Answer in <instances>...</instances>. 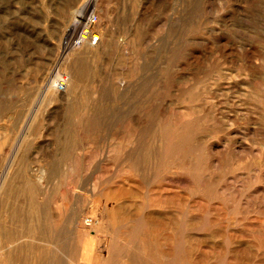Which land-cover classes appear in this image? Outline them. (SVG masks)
I'll use <instances>...</instances> for the list:
<instances>
[{
	"label": "rangeland",
	"instance_id": "1",
	"mask_svg": "<svg viewBox=\"0 0 264 264\" xmlns=\"http://www.w3.org/2000/svg\"><path fill=\"white\" fill-rule=\"evenodd\" d=\"M0 176V264H264V0H0Z\"/></svg>",
	"mask_w": 264,
	"mask_h": 264
},
{
	"label": "built area",
	"instance_id": "2",
	"mask_svg": "<svg viewBox=\"0 0 264 264\" xmlns=\"http://www.w3.org/2000/svg\"><path fill=\"white\" fill-rule=\"evenodd\" d=\"M99 14L95 2L91 1L83 7L81 13L68 26L62 44L63 54H68L73 50L84 46H96L101 40V34L97 28ZM55 89L58 92H64L69 83V77L66 74L56 72L54 81Z\"/></svg>",
	"mask_w": 264,
	"mask_h": 264
},
{
	"label": "bare ground",
	"instance_id": "3",
	"mask_svg": "<svg viewBox=\"0 0 264 264\" xmlns=\"http://www.w3.org/2000/svg\"><path fill=\"white\" fill-rule=\"evenodd\" d=\"M78 7H79V6H78ZM78 7L76 8L77 10L75 9V10L73 11V13H72V14L75 15V16L81 11V9H83V8H82V5H81L79 8H78ZM75 12H76V13H75ZM74 13H75V14H74ZM91 48H93V46L87 48V51H85V52H86V53H88V52L91 53V52H92V51H91ZM83 49H84V48H83ZM88 49H90V50H88ZM82 51H83V50H82ZM78 52H79V51H77V52H73V53H72L73 55L70 56V59L72 60V57L74 56V54H76V53H78ZM68 54H69V53H68ZM68 54H66V55H68ZM63 55H65V54H63ZM65 57H66V56H65ZM77 62H78V61H77ZM47 90H48V89H47ZM41 91H42V90H41ZM43 91H44V90H43ZM44 93H45V91H44ZM51 93H52V92H51ZM40 95H41V94H40ZM47 96H48V94L46 95V97H47ZM42 97H43V96H42ZM50 98H53V95H51ZM54 98H55V97H54ZM47 99H48V98H47ZM42 103H43V102H42ZM33 106H34V105H33ZM10 118H11V117H10ZM4 121H5V120H4ZM28 121H29V120H28ZM41 132H42V131H41ZM234 132H235V131H234ZM223 146H224V145H223ZM223 148H224V147H223ZM11 155H12V154H11ZM16 155H17V154H16ZM10 162H11V161H10ZM12 167H13V166H12ZM4 169H5V167H4ZM15 171H16V170H15ZM8 172H9V171H8ZM63 172H64V171H63ZM2 174H3V173H2ZM8 174H9V173H8ZM43 174H44V172H43ZM1 176H2V175H1ZM1 176H0V177H1ZM5 177H6V176H5ZM8 178H9V177H8ZM1 179H2V178H1ZM4 179L6 180V178H4ZM8 180H9V179H8ZM3 181H4V180H3ZM3 181H2V183H3ZM8 182H9V181H8ZM3 184H4V183H3ZM3 186H4V185H3ZM1 188L4 189V187H2V186H1ZM7 190H8V189H7ZM255 192H256V191H255ZM91 193H92V192H91ZM2 194H4V192H3ZM0 195H1V194H0ZM4 195H5V194H4ZM3 197H4V196H3ZM1 198H2V196H1ZM0 200H1V199H0ZM2 215H3V214H2ZM3 216H5V215H3ZM1 217H2V216H1ZM5 219H6V217H5ZM7 222H8V220H7ZM8 223H9V222H8ZM8 223H7V224H8ZM10 224H11V223H10ZM12 224H13V223H12ZM159 226H160V225H159ZM215 227H216V226H215ZM3 228H4V227H3ZM1 229H2V228H1ZM8 229H9V228H8ZM10 230H11V229H10ZM1 232H3V230H1ZM4 232H5V231H4ZM6 234H7V233H6ZM200 234H201V233H200ZM0 235H2V234H0ZM164 248H166V247H164Z\"/></svg>",
	"mask_w": 264,
	"mask_h": 264
}]
</instances>
